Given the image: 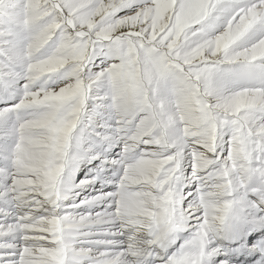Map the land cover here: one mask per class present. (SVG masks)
Segmentation results:
<instances>
[{
  "label": "snow or ice",
  "instance_id": "obj_1",
  "mask_svg": "<svg viewBox=\"0 0 264 264\" xmlns=\"http://www.w3.org/2000/svg\"><path fill=\"white\" fill-rule=\"evenodd\" d=\"M0 264H264V0H0Z\"/></svg>",
  "mask_w": 264,
  "mask_h": 264
}]
</instances>
